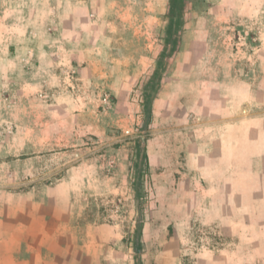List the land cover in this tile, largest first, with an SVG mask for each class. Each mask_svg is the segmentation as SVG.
<instances>
[{"label": "rangeland", "instance_id": "1", "mask_svg": "<svg viewBox=\"0 0 264 264\" xmlns=\"http://www.w3.org/2000/svg\"><path fill=\"white\" fill-rule=\"evenodd\" d=\"M228 1L169 0L168 12L179 18L171 34L163 24L155 31L168 50L142 71L132 67L137 52H69V38L59 37L58 50L44 53L42 75L29 79L38 83L26 88L21 69L30 64L20 60L13 78L0 58V217L27 204L66 209L51 236L45 230L33 239L14 228L23 242L13 247L35 240L47 253L87 255L94 227L104 223L114 233L97 255H132L133 264H164L159 255H174V264H264V4L251 0V11ZM3 6L1 49L10 41ZM50 6L47 32L58 18ZM68 6H58L61 15ZM97 6L110 10L107 2ZM199 6L213 15V51L205 56L222 75L214 85L199 84V51L186 52L185 66L168 79ZM187 38L199 45V32ZM199 93L215 109L203 120ZM227 107L229 114L220 110ZM244 115L252 120L250 171Z\"/></svg>", "mask_w": 264, "mask_h": 264}, {"label": "crops", "instance_id": "2", "mask_svg": "<svg viewBox=\"0 0 264 264\" xmlns=\"http://www.w3.org/2000/svg\"><path fill=\"white\" fill-rule=\"evenodd\" d=\"M107 2L110 10L104 11V7L97 6ZM236 3V0H234ZM243 9H251V0H239ZM3 4L4 26L9 27L10 39L5 47H0V58L6 63V75L13 77L16 75L17 64L22 60V64L29 63L26 69H21L25 87L36 82H31V77L42 75L44 65V53L55 52L58 49L59 37H68V45L63 48L71 52H137L133 59L132 67L144 70L155 64L156 58L168 50L169 43H159L156 41V28L158 24L162 26L166 33L171 34V26L179 18L177 13L168 12L169 0H0ZM55 7L57 16L55 18L56 26L52 32L45 30V18L43 11L44 5ZM69 5L64 8L63 14H60L59 5ZM83 5L85 12L77 14L73 5ZM111 4V6H110ZM264 4V0L260 1ZM39 5V7H38ZM71 5V6H70ZM116 5V7H115ZM228 6H232V0L228 1ZM203 8L192 13L190 12L189 30L183 31L179 38V51L175 56L172 73L168 79L179 74L180 69L185 66V60L182 59L187 52L199 51V84H217L222 79L217 69V62L209 61L206 53L213 51V44L208 40L211 37L210 24L212 19L211 12L202 11ZM49 10V8H48ZM249 10V11H250ZM229 16V15H228ZM32 17V18H31ZM1 19V18H0ZM18 19V23L13 20ZM33 19V20H32ZM48 20V19H47ZM29 21V22H28ZM45 21V22H44ZM62 21V23H61ZM64 21V22H63ZM180 22V21H179ZM33 23V25H32ZM35 28V29H33ZM33 29V30H32ZM159 29V27H158ZM194 31L199 32V45L193 47L190 36ZM8 34V33H7ZM123 46V47H122ZM57 47V48H56ZM140 53V54H139ZM182 57V58H181ZM21 62V61H20ZM219 67V66H218ZM83 68L87 71L91 68V63H87ZM100 77L103 74L99 75ZM234 76V75H232ZM15 77V76H14ZM13 77V78H14ZM230 82V79H229ZM235 83V78L231 81ZM207 97L204 93H199V117H209L215 113L214 106L209 107ZM216 97L213 95L212 102ZM235 101L233 99V109L235 110ZM221 111L229 114L230 108H221ZM259 125L261 132L260 146L261 155L260 170L264 172V114L260 113ZM235 129L237 125L227 124L226 127ZM243 128L245 135V148H248V155L244 156L245 166L249 171L251 169V117L239 125ZM247 144V145H246ZM7 207V206H6ZM5 207V208H6ZM27 208V209H26ZM26 209V210H25ZM65 207L59 208L44 204H27L19 207V213L14 215H5L0 217V264H133L132 255H97L98 246L106 242L114 233L113 226L101 223L94 227V235L89 239V245L93 246L87 255H56L47 253L44 250V244L33 240L31 247L21 248V234L25 229L27 235H32L33 239L38 233L45 234V230H51L48 236L54 234L56 225H59L65 214ZM16 209L15 212H17ZM25 212V214H24ZM48 218L47 223L44 221ZM26 223L27 225H25ZM33 223H36L32 226ZM46 226H45V225ZM14 228H19L17 231ZM60 228V227H59ZM65 228V225L64 227ZM32 230V232L30 231ZM31 232V233H30ZM57 232V231H56ZM25 234V232H24ZM19 246L13 247V245ZM69 252V251H68ZM159 263L174 264V255H159Z\"/></svg>", "mask_w": 264, "mask_h": 264}, {"label": "built area", "instance_id": "3", "mask_svg": "<svg viewBox=\"0 0 264 264\" xmlns=\"http://www.w3.org/2000/svg\"><path fill=\"white\" fill-rule=\"evenodd\" d=\"M102 101H103V103L106 104V105H111V99H110V97H109V94L104 93V94H103V97H102Z\"/></svg>", "mask_w": 264, "mask_h": 264}, {"label": "trees", "instance_id": "4", "mask_svg": "<svg viewBox=\"0 0 264 264\" xmlns=\"http://www.w3.org/2000/svg\"><path fill=\"white\" fill-rule=\"evenodd\" d=\"M143 162L145 163V165L148 163L146 154L143 155Z\"/></svg>", "mask_w": 264, "mask_h": 264}]
</instances>
